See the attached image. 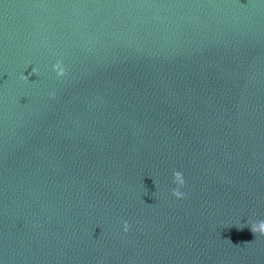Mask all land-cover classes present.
<instances>
[{"label": "water", "instance_id": "1", "mask_svg": "<svg viewBox=\"0 0 264 264\" xmlns=\"http://www.w3.org/2000/svg\"><path fill=\"white\" fill-rule=\"evenodd\" d=\"M260 221L264 0H0V264H264Z\"/></svg>", "mask_w": 264, "mask_h": 264}, {"label": "clouds", "instance_id": "2", "mask_svg": "<svg viewBox=\"0 0 264 264\" xmlns=\"http://www.w3.org/2000/svg\"><path fill=\"white\" fill-rule=\"evenodd\" d=\"M60 68V62L59 61H57V63L55 64V65H53V71H57L58 69ZM32 73L33 74H35L36 73V69L35 68H33L32 69ZM57 75L58 76H62V75H64V72L62 71V70H59V71H57ZM50 95V98H54L55 97V92H52V93H50L49 94ZM174 177H180L181 176V173H178V172H175L174 174ZM154 183H155V181H154ZM181 183H183V181H181ZM156 184V183H155ZM156 186H157V184H156ZM158 187V186H157ZM146 194V193H145ZM155 195V194H154ZM173 195H176L177 197H179V198H183V196H184V193H182V192H179L178 190H174L173 191ZM142 202H143V200H142ZM144 203V202H143ZM146 205V204H145ZM147 206H152V205H147ZM128 229H127V225H125V231H127ZM252 231H259L260 232V234L261 235H264V221H260L259 223H258V225L254 228V229H252Z\"/></svg>", "mask_w": 264, "mask_h": 264}]
</instances>
